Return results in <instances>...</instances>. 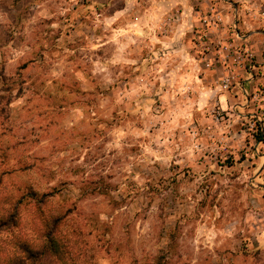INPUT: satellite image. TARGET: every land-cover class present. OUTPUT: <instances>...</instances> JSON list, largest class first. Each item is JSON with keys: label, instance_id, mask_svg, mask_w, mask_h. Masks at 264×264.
<instances>
[{"label": "rangeland", "instance_id": "374dc122", "mask_svg": "<svg viewBox=\"0 0 264 264\" xmlns=\"http://www.w3.org/2000/svg\"><path fill=\"white\" fill-rule=\"evenodd\" d=\"M255 1L0 0L7 252L56 226L60 263L264 264Z\"/></svg>", "mask_w": 264, "mask_h": 264}, {"label": "trees", "instance_id": "16d2710c", "mask_svg": "<svg viewBox=\"0 0 264 264\" xmlns=\"http://www.w3.org/2000/svg\"><path fill=\"white\" fill-rule=\"evenodd\" d=\"M30 197L34 200L35 195ZM20 203L22 202L16 203L12 210L3 217L0 216V234L18 227ZM62 222L61 218H57L53 221V225H61ZM55 227L47 233L43 244L37 245L36 242L16 239L12 242L13 245L10 252H7L3 241L0 239V264H42L49 257L55 258V256V261L58 264H67L66 262H59V258H63V253L60 241L57 239Z\"/></svg>", "mask_w": 264, "mask_h": 264}, {"label": "crops", "instance_id": "0c3cea01", "mask_svg": "<svg viewBox=\"0 0 264 264\" xmlns=\"http://www.w3.org/2000/svg\"><path fill=\"white\" fill-rule=\"evenodd\" d=\"M244 7L246 9L245 8L244 9H240V7L239 8L237 7L234 10H236L237 12H240V11H243V10H248L250 12L264 13V0H256L253 4L248 3ZM263 16H264V14H263ZM250 22L251 21H249V23ZM263 22H264V19H263ZM255 36H256V32H252V33L248 34L247 40H251Z\"/></svg>", "mask_w": 264, "mask_h": 264}]
</instances>
